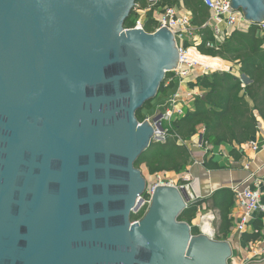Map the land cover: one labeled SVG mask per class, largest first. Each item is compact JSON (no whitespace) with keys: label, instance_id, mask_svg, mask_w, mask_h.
Returning a JSON list of instances; mask_svg holds the SVG:
<instances>
[{"label":"water","instance_id":"obj_1","mask_svg":"<svg viewBox=\"0 0 264 264\" xmlns=\"http://www.w3.org/2000/svg\"><path fill=\"white\" fill-rule=\"evenodd\" d=\"M137 3L0 0V264H229L230 242L179 220L184 187L132 221L164 130L137 113L180 61L168 28L125 27ZM230 5L264 22V0Z\"/></svg>","mask_w":264,"mask_h":264},{"label":"trees","instance_id":"obj_2","mask_svg":"<svg viewBox=\"0 0 264 264\" xmlns=\"http://www.w3.org/2000/svg\"><path fill=\"white\" fill-rule=\"evenodd\" d=\"M143 0H138L142 2ZM182 1L193 13V24L200 28L204 37L198 49L205 55L223 57L235 61L239 65L241 77L230 71H215L197 75L192 87H202L205 94L190 98V105L184 106V113L173 121L163 122L168 129L166 141H153L150 147L138 158L136 166H145L153 175L158 172H174L183 175L193 161V152L188 145L197 135L202 136V145L211 150L223 144L239 145L247 143L259 131L258 115L264 118V38L258 24H252L244 30H234L220 43L216 40L213 31L208 26L202 27L209 18V9L203 0H161L160 6L175 5ZM147 3V2H146ZM139 13L133 10L125 22L126 28L134 26ZM148 19L145 29L154 32ZM213 41L218 48H209L206 43ZM185 45L192 44L186 40ZM168 72L162 83L159 94L173 87L174 82L167 85L171 78ZM158 94V95H159ZM152 101L145 104L143 109L152 107ZM143 109L137 113L140 121L145 119ZM238 151L233 150L236 158ZM209 168H219L212 161H205ZM180 178V177H179ZM212 201L213 207L220 209L222 216L221 232L216 234L218 240H225L232 227L229 217L230 208L235 204V192L230 188L217 190L211 198L196 200L180 214L179 220L187 221L192 226L194 235H199L201 229L196 222L204 203ZM206 207V206H204ZM142 217V214L132 215V220ZM261 235V222L257 221L254 233L246 234L248 240Z\"/></svg>","mask_w":264,"mask_h":264},{"label":"crops","instance_id":"obj_3","mask_svg":"<svg viewBox=\"0 0 264 264\" xmlns=\"http://www.w3.org/2000/svg\"><path fill=\"white\" fill-rule=\"evenodd\" d=\"M147 0L139 2L138 12L141 17L147 22L151 19V27L156 28V21L154 20L161 14V7L154 8L149 7ZM178 15L190 14L193 18V13L189 10L182 1L175 4ZM210 25L215 24L213 19V13L209 10V18L207 21ZM208 26L212 29V26ZM196 27V26H195ZM261 36L264 38V30H261ZM203 33L200 28L196 27L194 33L187 38L192 44L190 47L192 56L198 62L207 63L211 67L199 68L195 71L193 77L185 80L173 78L168 80L167 85L174 82V85L169 90L159 94L156 99V103L153 102L151 108L143 109V114L146 116L157 114L160 111L167 109L183 108L190 105V98L193 96H202L205 94V89L196 86L192 87L191 83L196 82L197 75L207 73H213L215 71H230L232 70L236 75L241 77L239 65L235 61L226 59L223 57H213L203 54L197 47L202 43ZM225 34L219 37V42L222 43L225 40ZM196 48V49H194ZM206 70V71H205ZM191 93L190 96L188 94ZM177 95V96H176ZM175 97V101L169 105L162 107L169 99ZM259 131L251 138V140L261 144V148L255 151L251 148L249 141L247 143L239 145L223 144L218 147H213L211 150H205L198 146L201 135H197L192 141L188 143L193 152V161L190 163L188 170L191 172L192 192L196 195L197 199H209L219 189L222 188H240L257 187L261 189L264 198V118L258 115ZM237 150L240 154L239 158H236L233 154V150ZM205 161H212L213 164H217L219 168H209L205 165ZM179 179V177L177 178ZM206 206V207H204ZM229 217L232 219V227L226 235V239L231 243L233 248V255L230 259V264H264V220L261 216H254L253 220L249 221L247 232L239 233L238 225L243 217V210L240 206L238 199L235 197V204L230 208ZM200 215H205L206 219L211 222V226L207 225L213 230L212 233L224 236V232H221L222 216L220 209L213 207V203L210 200L208 203H204L203 208L199 212ZM200 217V216H199ZM200 224V219H198ZM257 221L261 222V235L258 238L248 240L245 238L246 234H253L256 229ZM203 225V224H202ZM255 252L259 255L256 256Z\"/></svg>","mask_w":264,"mask_h":264},{"label":"built area","instance_id":"obj_4","mask_svg":"<svg viewBox=\"0 0 264 264\" xmlns=\"http://www.w3.org/2000/svg\"><path fill=\"white\" fill-rule=\"evenodd\" d=\"M203 1L205 5L208 7V9L213 13V19L215 24L210 25L208 22H206L205 24L202 25V27H206L209 25L212 26L213 33L217 41L219 40V37L222 36V34H225V36H229L232 34L234 30H244L248 28L250 25L255 24L246 20L241 10H236L230 5L232 0H203ZM160 2L161 0H147L149 7H154V8H160L161 7L159 5ZM138 7L139 4L137 3V6L135 7L134 10L137 11ZM192 19L193 18L190 14L178 15L175 5L172 4H167L161 7V14L154 19L156 21L155 30L164 27L168 28L173 32V34L175 35V39L177 41V46L179 48V53H180V61L178 66L172 71H170L172 74L173 81L175 79L185 80L187 78L193 77L195 71H197V69H199L200 67L198 61H192L188 56V53L193 47H187L185 45L187 38H189V36H191L196 30V27L193 24ZM145 25H146V21L139 14V17L137 18L134 26H132L131 28L140 27L141 29H145ZM258 25L260 26L261 30H264V22ZM206 45L209 48H218L216 46V43L213 41H208ZM190 95L191 93L188 94V96ZM176 96L169 99L162 107H165L170 103H173L175 101ZM158 113L163 114L161 119V122L163 124V122L165 121L171 122L178 115L183 114L184 109L183 108H176L175 110L167 109L165 111H160ZM155 115L156 114L146 116L145 119L149 120L150 122H153V117ZM153 124L156 126V123L153 122ZM157 130L158 131L156 134L159 138V140L157 141H163V142L166 141V138L168 136L167 134L168 129L164 128V130H159V129ZM249 143L251 148L255 151H258L261 148V144L258 142L250 140ZM197 145L204 148L202 145V140H200ZM204 149L208 150V148H204ZM168 174H169L168 172H158L153 175H150V178L153 179L152 180L147 179V188L144 194H142L138 198L137 201L138 210L135 212L134 215L139 216L140 214H142V217L144 216V214L147 212L152 202V195L155 189L161 185L176 186L178 188L184 187L189 191L192 199H197L196 195L191 190L192 183L186 185H179V182H177L178 180H175V178L169 176ZM191 178L192 175L190 171H186L183 174V177H181V179L186 181H189ZM233 191L235 192V197L236 199H238L240 206L242 207L243 210V217L238 225V232L241 234L246 233L249 221L253 220L254 216H261L264 220L263 193L261 189L257 187H246L244 189L234 188ZM199 216L201 221L199 227L203 231L202 224L206 216L203 214ZM142 217H138V219L133 220V222H138ZM211 236L215 238L214 233ZM255 255L258 256L259 254L255 252Z\"/></svg>","mask_w":264,"mask_h":264},{"label":"rangeland","instance_id":"obj_5","mask_svg":"<svg viewBox=\"0 0 264 264\" xmlns=\"http://www.w3.org/2000/svg\"><path fill=\"white\" fill-rule=\"evenodd\" d=\"M156 101H157V99L155 98L154 100H153V102H155L156 103ZM153 102H152V104H153ZM142 171H143V174H144V176L146 177V179H148V180H152L151 178H150V173L148 172V170H147V168L145 167V166H143L142 168ZM169 176H171V177H173V178H175V180H178L177 182H179V185H186V184H189V183H192L193 182V179L191 178L189 181H186V180H183V179H181V177H183V175L181 176V175H177L176 173H174V172H171V173H169L168 174ZM178 177H180L179 179H177ZM192 185V184H191ZM198 219H200V217L198 216L197 217V219H196V222H199V220ZM207 221V220H206ZM208 222V224L211 226V222H209V221H207ZM206 222V223H207ZM215 239H217L216 237H215ZM218 240V239H217Z\"/></svg>","mask_w":264,"mask_h":264},{"label":"bare ground","instance_id":"obj_6","mask_svg":"<svg viewBox=\"0 0 264 264\" xmlns=\"http://www.w3.org/2000/svg\"><path fill=\"white\" fill-rule=\"evenodd\" d=\"M188 56H189V58H190V60H192V61H196L195 60V56L193 55L192 56V51L190 50V52L188 53ZM199 64H200V69L202 70L203 68H206V67H211V68H214V67H212V66H209L207 63H203V62H199ZM207 221H209L208 219H206ZM206 220H204V222H203V232L204 233H206V234H208V235H212L213 233V230H211V228L207 225V221ZM207 222V223H206ZM210 222V221H209Z\"/></svg>","mask_w":264,"mask_h":264},{"label":"flooded vegetation","instance_id":"obj_7","mask_svg":"<svg viewBox=\"0 0 264 264\" xmlns=\"http://www.w3.org/2000/svg\"><path fill=\"white\" fill-rule=\"evenodd\" d=\"M133 221V220H132Z\"/></svg>","mask_w":264,"mask_h":264}]
</instances>
